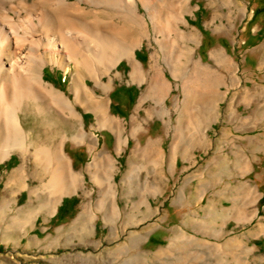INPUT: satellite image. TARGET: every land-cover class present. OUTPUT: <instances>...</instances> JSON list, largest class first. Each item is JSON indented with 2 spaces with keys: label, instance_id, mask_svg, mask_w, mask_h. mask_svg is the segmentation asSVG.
Wrapping results in <instances>:
<instances>
[{
  "label": "rangeland",
  "instance_id": "obj_1",
  "mask_svg": "<svg viewBox=\"0 0 264 264\" xmlns=\"http://www.w3.org/2000/svg\"><path fill=\"white\" fill-rule=\"evenodd\" d=\"M187 1L181 28L188 40L153 28L149 37L138 36L136 54L147 71L151 57H161L157 41L173 39L186 55L188 80L173 78L171 61L161 58L169 116L149 117L154 101H146L138 116L143 128L132 137L131 120L150 81L132 82L124 60L111 73L122 76L108 98L129 144L121 148L115 132L94 129L96 115L79 108L95 143L66 142L83 174L77 192L54 201L34 155L41 142L0 161V264H264V0ZM180 3L174 0L166 15L179 17ZM139 12L146 16L141 4ZM24 16L16 19L20 28ZM67 64L68 73L52 65L43 73L74 98L76 68ZM87 83L102 93L95 79ZM189 86L200 92L187 96ZM36 118L31 112L25 122L35 136ZM90 165L110 178L113 194L104 195Z\"/></svg>",
  "mask_w": 264,
  "mask_h": 264
},
{
  "label": "bare ground",
  "instance_id": "obj_2",
  "mask_svg": "<svg viewBox=\"0 0 264 264\" xmlns=\"http://www.w3.org/2000/svg\"><path fill=\"white\" fill-rule=\"evenodd\" d=\"M159 1L0 0V161L8 158L16 149L24 154L30 153L31 147L41 142L34 155L39 173L50 177L49 186L55 202L82 187L83 174L75 171L73 160L65 150L66 142L95 143L93 133L86 129L79 108L91 110L96 115L94 129L115 132L117 144L121 148L129 144L130 138H124L126 127L123 120L111 114L108 96L116 77L122 76L118 72L117 76L112 77L113 69L128 60L132 66V82L150 81L148 92L137 107V116L131 120L132 137L135 138L138 137V130L143 128L138 116L146 101H154V105L146 112L149 117L169 116L165 95L168 84L163 79L161 58L171 61L173 78L188 80L191 77L182 62L186 55L181 51V43L178 46L173 39L157 41L162 54L161 57L158 54L151 57L153 62L148 71L137 57L136 49L140 46L138 36L149 37L151 28L163 36H169L174 31L176 40L189 39L181 28V24L186 23L184 12L188 1L181 0L179 17L166 15V10L174 0H161V5ZM139 4L145 9L149 20L140 14ZM23 15L27 24L21 29L16 19ZM105 16L110 18L109 22L103 20ZM105 28H111L112 32L104 31ZM67 63L75 64L76 68L71 85L74 98L48 83L43 73L48 65L62 68L68 73L71 66ZM104 75L110 76L109 82L103 80ZM88 77L95 79L102 93L89 86ZM8 78L12 79L10 85L6 82ZM185 89L189 97L200 92L199 87L189 86ZM25 105H28L27 109ZM31 112L37 116L41 126L37 136L25 128ZM151 145L150 141L147 147ZM107 158L109 168L114 169L115 163ZM91 167H88V172L104 195L113 194L109 189L110 178L104 177L100 166L95 172L91 171ZM129 177L130 180L134 179V172ZM82 226L85 227L86 223Z\"/></svg>",
  "mask_w": 264,
  "mask_h": 264
}]
</instances>
